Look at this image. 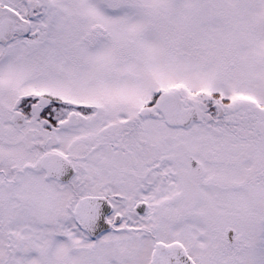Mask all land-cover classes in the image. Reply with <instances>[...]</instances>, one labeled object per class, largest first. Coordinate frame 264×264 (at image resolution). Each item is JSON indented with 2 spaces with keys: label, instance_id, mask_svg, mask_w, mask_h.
I'll return each instance as SVG.
<instances>
[{
  "label": "snow or ice",
  "instance_id": "1",
  "mask_svg": "<svg viewBox=\"0 0 264 264\" xmlns=\"http://www.w3.org/2000/svg\"><path fill=\"white\" fill-rule=\"evenodd\" d=\"M0 264H264V0H0Z\"/></svg>",
  "mask_w": 264,
  "mask_h": 264
}]
</instances>
